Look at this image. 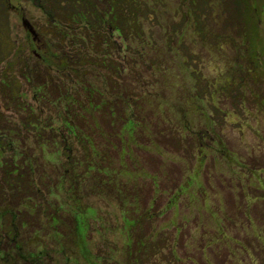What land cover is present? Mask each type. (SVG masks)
Returning <instances> with one entry per match:
<instances>
[{
    "label": "rangeland",
    "instance_id": "rangeland-1",
    "mask_svg": "<svg viewBox=\"0 0 264 264\" xmlns=\"http://www.w3.org/2000/svg\"><path fill=\"white\" fill-rule=\"evenodd\" d=\"M139 1L148 5L149 17L142 20L143 32L135 44L125 45L124 73L115 78L122 88L119 94L125 88L124 96L137 103L127 112L139 115L147 131L135 133L139 142L117 181L114 174L122 168L119 141L113 147L104 144L110 147L103 151L109 153L107 159H95L108 167L109 177L86 173L83 161H91L92 152L67 133L61 122L63 107L39 104V93L25 84L20 65L8 70L16 52L34 62L41 56V44H47L40 35L48 26L40 1L9 0L1 16L6 60L0 65V90L6 73L21 86V97L20 105L7 104L0 91L5 119L0 121V143H9L13 136L5 126L14 127L24 142L12 150H2L0 144V158H16L25 165L33 186L26 204L34 212L26 217L25 227L20 218L12 220L14 242L6 240V216L0 219V253L9 262L16 257L24 264H264V0H250L261 6L256 35L236 29L219 38L200 32L203 25L220 28L209 12L204 11L200 24L197 18L188 21L191 0ZM211 5L215 21L221 22V2L212 0ZM24 19L36 31V41ZM90 79L105 88L104 79ZM67 88L74 92L78 87L71 80ZM117 94L112 98H121ZM21 104L33 107L53 131L27 130L24 117L29 112ZM50 133L52 141L43 143L42 136ZM76 160L80 162L74 165ZM120 191L131 194L129 201L123 203ZM8 205L0 201L1 216L10 215ZM76 221L81 237L75 233ZM142 234L138 245L148 242L155 248L142 251L137 263L133 251ZM161 239L169 242L156 245ZM169 254L175 262L165 260Z\"/></svg>",
    "mask_w": 264,
    "mask_h": 264
},
{
    "label": "trees",
    "instance_id": "trees-1",
    "mask_svg": "<svg viewBox=\"0 0 264 264\" xmlns=\"http://www.w3.org/2000/svg\"><path fill=\"white\" fill-rule=\"evenodd\" d=\"M37 1H40V8L48 17V26L40 34L42 41L47 44L43 47L44 44L41 41V56L38 55L37 60L34 62L22 60L21 55L16 52L13 55V60L7 65L8 70L10 71L13 67L20 65L19 72L25 84L31 88L35 87L39 93V96L38 94L35 95L39 104L42 103L44 107L48 108L63 107L61 122L67 133L80 141L85 149L88 147L92 152V160L89 161L88 158H85L83 161L87 168L86 173L93 171L109 177L108 167H104L102 163H97L95 159L102 161L107 159L109 153L103 151L104 149H110V147L104 144L113 147L116 144L115 141H119L122 168L120 173L114 174V179L117 181L119 175H125L126 157L131 159L133 156L132 149L135 143L139 142L138 135L135 133L137 130L144 131L145 128L142 121L139 120V115L136 113L130 115L127 112V107L133 104L137 106V103L133 101L132 97L124 96L126 94L125 88L122 93L123 96L119 94L122 88L115 77L122 78L123 76L124 68L121 67V57L124 47H127L125 46L127 44L134 45L135 40L142 34V20L149 17L148 5L146 3L142 4L139 0ZM219 1L221 5L217 17L219 19L224 18L221 19V22L215 21L214 13L211 10L212 0H191V8L186 12L188 21L197 18L195 21L200 24L202 20H199V18L204 17L205 13L209 12L211 18L214 19V23L220 25L219 29L214 27L208 29L204 25L200 28V32H203L204 36L208 34L210 38L230 36L231 30L236 31V29L240 31L243 29L252 35L258 33V10L261 6L254 7L250 4V0L249 2L248 0ZM8 3L9 0H0V19L1 16L6 14ZM183 3H186V0H183ZM247 17L251 21L254 17V23ZM31 48L33 49L32 45ZM5 60L6 54L0 43V65ZM5 76L6 73L3 75L0 90L5 102L9 104V101H17L16 104L20 105L18 99L21 97V86L16 83L13 77ZM91 77L104 79L106 81L105 88L93 84L90 81ZM71 80L74 82V87H78L74 89V92H70L67 88ZM115 92L121 98L119 96L112 98ZM21 106L23 111L29 112L24 117L27 130L35 129L38 132H41V130L45 132L51 129L50 131H53V125L48 124L46 120H42L35 113L33 107L26 104H21ZM0 121H5L1 113ZM140 124L143 128H139ZM108 128L112 129L111 133L108 132ZM4 130L9 131L7 135L13 136L9 143H0L2 150H12L13 146L24 142L18 137L14 127L5 126ZM145 131L147 130L145 129ZM108 136L115 137V140L110 141ZM37 137L41 138L40 133ZM42 138L44 139L43 143L45 141L49 143L52 141L53 135L50 133L46 137L42 136ZM139 148H143V146ZM79 162L78 160L74 161V165L79 164ZM0 170L3 172V177L0 180V201L6 202L7 200L9 205L5 210L10 214V217L8 214L0 215V219L6 216L5 222H8V227L4 229L6 240L14 242L16 227L13 225L12 220L16 217L20 218L21 226L25 227L28 225V222L25 221L26 217L32 218L34 215L31 206L27 207L26 204V200L32 197L33 186L26 178L25 165L18 163L16 158H0ZM131 176L132 174H129V177ZM154 184L152 189H154ZM121 192L119 193L121 198L124 199L123 203L129 201L131 194ZM23 201L24 203H22ZM152 201L154 202V200ZM154 205L152 206L154 207ZM19 207H22L24 212ZM15 211L18 213H15ZM58 221L57 217H52L53 225H56ZM126 221L129 226H135L133 220L127 219ZM75 233L80 236V225L77 221L75 222ZM143 235L137 236L135 240L137 249H134L133 253H136L137 263L143 257L141 256L142 251H146L149 246L152 247V250L155 248L153 247L155 245H149L148 242L145 247L138 245V241L144 237ZM161 240L162 243L157 241L159 243H156V245L169 242L166 239ZM171 240L170 242L173 245ZM150 254L151 262L154 260L155 250L151 251ZM172 255L175 257L174 251ZM172 255H166L165 260L175 262ZM0 260V264L2 262L4 264L25 263L16 261V257H13L12 261L9 262L11 259L1 257V253ZM154 264H158V262Z\"/></svg>",
    "mask_w": 264,
    "mask_h": 264
},
{
    "label": "water",
    "instance_id": "water-1",
    "mask_svg": "<svg viewBox=\"0 0 264 264\" xmlns=\"http://www.w3.org/2000/svg\"><path fill=\"white\" fill-rule=\"evenodd\" d=\"M23 24L24 27L28 30V32L33 36L34 41H36L38 36L32 25L25 19L23 20Z\"/></svg>",
    "mask_w": 264,
    "mask_h": 264
}]
</instances>
